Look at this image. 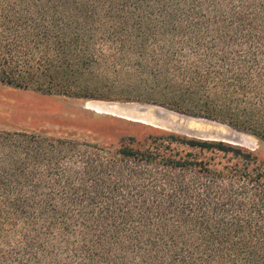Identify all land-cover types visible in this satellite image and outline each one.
I'll return each instance as SVG.
<instances>
[{"label":"trees","instance_id":"1","mask_svg":"<svg viewBox=\"0 0 264 264\" xmlns=\"http://www.w3.org/2000/svg\"><path fill=\"white\" fill-rule=\"evenodd\" d=\"M0 83L264 143V0H0ZM150 128L116 145L0 129V264H264V160Z\"/></svg>","mask_w":264,"mask_h":264},{"label":"rangeland","instance_id":"2","mask_svg":"<svg viewBox=\"0 0 264 264\" xmlns=\"http://www.w3.org/2000/svg\"><path fill=\"white\" fill-rule=\"evenodd\" d=\"M87 100L116 103L137 102L122 100L113 96L87 99L58 94L49 95L31 88L22 89L0 83V129L26 130L29 132L45 131L52 135L75 136L81 140L105 145H116L122 137L136 136L141 138L151 132L148 125L132 123L131 120L107 113H99L89 107L85 108ZM93 104L108 105L103 102ZM103 119L111 120L115 125L105 126L102 123ZM235 131L237 132L234 133L233 139L241 142L238 145L255 151L259 158L264 160V143L253 135Z\"/></svg>","mask_w":264,"mask_h":264},{"label":"water","instance_id":"3","mask_svg":"<svg viewBox=\"0 0 264 264\" xmlns=\"http://www.w3.org/2000/svg\"><path fill=\"white\" fill-rule=\"evenodd\" d=\"M103 102L107 103L106 110L112 112L113 116L119 115L121 118L140 122L156 128L185 134L203 140L225 141L234 144L241 143L233 139L234 133L237 132L227 124L202 118L185 115L166 107L138 102H104L87 100L85 108L89 103ZM152 119H149V118ZM195 122L198 125H192Z\"/></svg>","mask_w":264,"mask_h":264},{"label":"bare ground","instance_id":"4","mask_svg":"<svg viewBox=\"0 0 264 264\" xmlns=\"http://www.w3.org/2000/svg\"><path fill=\"white\" fill-rule=\"evenodd\" d=\"M107 106L108 105L98 106V104H93V103H89V105H87V107L93 109L96 112H99V113H107V114H111L112 115L113 114L112 112H110L109 110H106V107ZM116 116L120 117L119 115H116ZM149 119H152V118L150 117ZM191 123H192V125H198V126L201 125V124H196L195 122H191Z\"/></svg>","mask_w":264,"mask_h":264}]
</instances>
